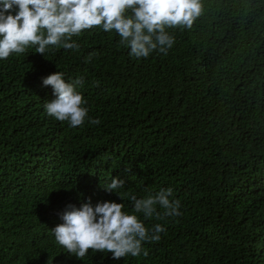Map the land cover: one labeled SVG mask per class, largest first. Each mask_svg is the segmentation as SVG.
Instances as JSON below:
<instances>
[{
    "label": "trees",
    "instance_id": "trees-1",
    "mask_svg": "<svg viewBox=\"0 0 264 264\" xmlns=\"http://www.w3.org/2000/svg\"><path fill=\"white\" fill-rule=\"evenodd\" d=\"M201 4L191 28H166V55L134 57L96 27L71 38L78 49L0 60V264H264V0ZM57 71L84 79L82 126L45 110L55 97L43 78ZM113 178L124 200L102 188ZM169 188L179 216L137 214L165 228L143 242L147 256L82 260L55 241L69 205L132 213L129 193Z\"/></svg>",
    "mask_w": 264,
    "mask_h": 264
},
{
    "label": "clouds",
    "instance_id": "clouds-1",
    "mask_svg": "<svg viewBox=\"0 0 264 264\" xmlns=\"http://www.w3.org/2000/svg\"><path fill=\"white\" fill-rule=\"evenodd\" d=\"M201 13V0H0V60L22 54L30 47L44 56L50 46L78 49L79 44L69 42L71 38L96 27L115 31L134 57L146 58L155 50L166 55L175 43L166 28H191ZM83 83V77L67 82L59 71L43 78V85L50 86L55 97L45 104L47 114L67 121L72 128L82 126L89 111L87 101L77 90ZM89 122L100 123L98 119ZM124 184L113 178L101 186L124 200L118 191ZM171 193V188L143 198L129 193L132 213L124 210V203L115 201L93 204L89 200L80 207L69 205L61 213L63 222L52 233L56 243L77 259L83 260L89 250L111 253L116 260L129 255L139 257L141 253L147 256L143 242L158 241L165 228L155 224L149 229L137 214L145 219L161 218L159 206L163 217L179 216L180 202L170 200Z\"/></svg>",
    "mask_w": 264,
    "mask_h": 264
}]
</instances>
